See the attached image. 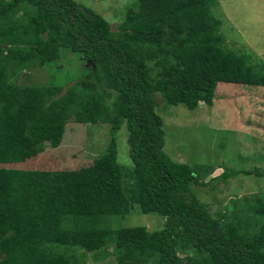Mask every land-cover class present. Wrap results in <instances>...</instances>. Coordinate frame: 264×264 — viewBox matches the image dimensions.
Masks as SVG:
<instances>
[{
    "label": "trees",
    "instance_id": "16d2710c",
    "mask_svg": "<svg viewBox=\"0 0 264 264\" xmlns=\"http://www.w3.org/2000/svg\"><path fill=\"white\" fill-rule=\"evenodd\" d=\"M217 5L132 0L114 30L76 0H0V132L30 128L39 141L60 143L69 125L102 117L104 87L119 108L108 147L83 168L26 167L33 155L7 135L20 144L15 166L0 167V264H87V254L107 249L117 264H264V193L233 199L214 217L196 194L213 169L172 160L156 111L158 98L190 111L212 107L222 83L264 87V62L227 47ZM63 49L90 63L91 74L68 88L19 83L35 69L54 71ZM124 125L131 168L118 161ZM240 174L251 172L226 169L221 179ZM136 204L163 217V229L105 223Z\"/></svg>",
    "mask_w": 264,
    "mask_h": 264
},
{
    "label": "rangeland",
    "instance_id": "374dc122",
    "mask_svg": "<svg viewBox=\"0 0 264 264\" xmlns=\"http://www.w3.org/2000/svg\"><path fill=\"white\" fill-rule=\"evenodd\" d=\"M76 1L100 13L114 30L123 21L126 7L132 2ZM214 11L222 22L227 47L238 52H253L254 62H259L258 59L264 62V0H218ZM54 66V71L40 68L28 72L27 78H21L19 83L59 85L64 82V88H68L77 78L91 74V64L67 49L61 51V58ZM98 92L102 94L101 100L107 109L102 117L87 126L69 125L60 143L57 137L39 141L34 130L30 134V128L16 127L0 132V167L15 166L14 154L18 153L19 140L23 144L22 152L33 155V164L26 167L68 170L92 164L108 147L112 138L111 127L119 111L113 90L104 87ZM157 102L156 111L164 120L165 152L174 162L188 164L199 173L213 169L204 179L207 186L197 187L196 194L214 217L231 207L233 199L244 202L245 198L264 193V87L219 84L213 106L201 103L195 111L182 105H163L159 98ZM7 135H15L19 140L12 137L9 143ZM128 135L124 125L116 139L119 163L131 168ZM7 147L11 149L7 150ZM226 169L251 174H240L224 181L221 176ZM165 221L159 215L143 214L136 204L130 214L108 217L105 223L113 228L144 227L156 231L163 229ZM87 264L117 263L113 249H107L87 254Z\"/></svg>",
    "mask_w": 264,
    "mask_h": 264
}]
</instances>
